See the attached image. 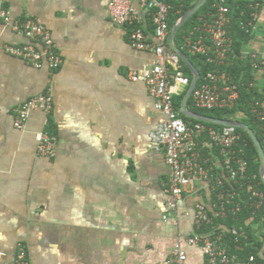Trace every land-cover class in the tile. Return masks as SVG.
Wrapping results in <instances>:
<instances>
[{
	"label": "crops",
	"instance_id": "crops-1",
	"mask_svg": "<svg viewBox=\"0 0 264 264\" xmlns=\"http://www.w3.org/2000/svg\"><path fill=\"white\" fill-rule=\"evenodd\" d=\"M256 1L242 52L264 58V0ZM109 2L0 0L13 21L39 20L63 61L36 69L7 54L29 40L0 18V264H15L19 244L29 264H170L177 240L196 231V206L212 211L206 182L181 200L168 193L171 169L151 139L160 115L143 81L154 54L131 47L130 28L111 22ZM141 16L153 40L148 12ZM180 61H168L179 94L191 86ZM254 78L263 95L264 69ZM41 94L53 97L49 124L36 111L17 130L16 109ZM45 129L58 139L54 158L37 154ZM183 248L186 264H208L199 248Z\"/></svg>",
	"mask_w": 264,
	"mask_h": 264
},
{
	"label": "built area",
	"instance_id": "built-area-1",
	"mask_svg": "<svg viewBox=\"0 0 264 264\" xmlns=\"http://www.w3.org/2000/svg\"><path fill=\"white\" fill-rule=\"evenodd\" d=\"M137 3V7L134 4ZM172 0H110L108 12L111 22L121 28H130L129 41L133 49L152 52L154 60L150 70L143 76L144 84L154 99V109L160 115L158 128L151 135L157 150H164L166 164L171 169L168 193L181 200L189 188L198 182H206L213 195L212 211L198 204L193 215L196 231L187 238H179L172 253L170 264H186L187 254L184 246L201 250L208 264H259L254 256L240 258L230 253L225 244L226 234L232 235L235 242L247 240L244 233L237 229L218 227L217 220L237 217L245 203L241 193L247 195L248 208L254 216L264 205V191L250 179L249 165L245 159L246 141L236 127H224L221 130L208 128L202 122L187 123L174 108V97L179 95L168 71V61L178 59L170 50L168 41L171 34L169 25L173 9ZM253 20L255 22L259 3L252 0ZM146 10L151 19L153 40L144 26L141 11ZM0 18L12 30L25 36L29 43L23 46H6V53L36 69L47 65L58 70L63 61L54 44L51 33L36 19L22 22L12 20L9 12L3 10ZM249 26L253 28L254 23ZM244 28L245 25H242ZM231 8L227 0H214L212 10L198 19V24L183 37V48L192 56L206 57L207 63L220 69L209 72L200 85L194 89L191 98L194 108L204 111L232 110L239 100V84L221 68L230 66V58L237 59L231 38ZM251 33V32H250ZM171 52L170 53H168ZM243 60H249L253 72L264 69V58L242 53ZM139 81L138 74L131 77ZM254 83L251 84L253 88ZM42 111L46 126L53 111V97L41 94L31 98L15 111L14 127L25 130L30 115ZM251 115L264 127L263 98L252 104ZM58 139L47 129L37 136V154L40 157L54 158ZM214 150L217 154H211ZM213 155L217 160H213ZM229 183V184H227ZM237 188V189H236ZM241 192V193H239ZM167 221V218H164ZM203 228H210L203 232ZM264 251V247L263 250ZM15 264H29L26 247L17 246Z\"/></svg>",
	"mask_w": 264,
	"mask_h": 264
},
{
	"label": "trees",
	"instance_id": "trees-1",
	"mask_svg": "<svg viewBox=\"0 0 264 264\" xmlns=\"http://www.w3.org/2000/svg\"><path fill=\"white\" fill-rule=\"evenodd\" d=\"M200 1L201 0H172L171 4L173 6V9L171 11L169 19L170 29L172 30L176 22L193 7H195ZM227 1L229 7L231 8V38L233 41V48L237 55V59L230 58V66L221 68V70L231 75L234 78V81L239 84V100L232 110L223 109L204 111L194 108L192 98L190 97L188 101V107L190 111L195 114L206 116L215 120L237 122L247 125L254 131L255 136L258 138L264 148V127L262 129V125L258 123L250 113L252 104L255 102V100L263 98V95L259 94L255 89L251 87V84L255 79L254 72L249 60L242 59L244 43L249 37L252 30V27L249 26V24L254 23L252 17L253 10L250 7L251 2L247 0ZM213 2L214 0H208L205 6L178 30L174 40L176 46L190 58L193 66L199 71L200 78L198 81V85L201 84L207 73L214 72L220 69L216 68L214 65L207 63L206 57L192 56L188 54L187 51L182 47L183 37L185 33L192 30V28L198 24V19L201 15L212 10ZM242 25H245V27L243 28ZM147 27L148 29H151L150 25H148ZM180 66L187 73L191 84L193 81V73L183 61H180ZM188 89L189 87L187 88V90L174 97V108L181 115L185 122L198 123L200 121L189 119L183 116L181 113V106ZM202 123L208 128H214L217 130H221L223 128L222 126L214 124L205 122ZM47 131L51 133L49 129ZM237 132L242 135L247 144L245 150V159L247 160L249 165L248 175L250 179L256 177V179L254 180L255 183L258 184V188L260 190L264 191V183L262 181L260 173L261 162L258 150L246 131L237 129ZM241 197L245 202L243 204L242 212L237 217L230 216L225 221L216 220L215 223L218 227L225 226L228 229L235 228L240 233H244L247 237V240L240 239L239 243H236L232 235L226 234L225 244L227 245L231 254L237 255L240 258H248L250 256H254L259 264H264V254L263 258H261V252L264 247V205L262 209L253 216L252 211L248 208L247 195L245 193H241ZM202 230L203 232H207L210 230V228H203Z\"/></svg>",
	"mask_w": 264,
	"mask_h": 264
},
{
	"label": "water",
	"instance_id": "water-1",
	"mask_svg": "<svg viewBox=\"0 0 264 264\" xmlns=\"http://www.w3.org/2000/svg\"><path fill=\"white\" fill-rule=\"evenodd\" d=\"M208 0H201L195 7H193L190 11H188L185 15H183L174 25V27L171 30V34H170V48L177 54V57L184 61L185 64L189 67V69L191 70V72L193 73V81L191 83V86L188 90V92L186 93L182 106H181V113L183 116L192 119V120H197L200 122H205V123H209V124H214V125H218V126H231V127H236L238 129H242L244 131H246L250 137V139L252 140L253 144L255 145V147L258 150L259 153V157H260V162H261V178L262 181L264 183V148L262 146V144L260 143V141L258 140V138L255 136L254 131L249 128L247 125L244 124H240L237 122H227V121H220V120H215L206 116H202L199 114H195L193 112H191L189 110L188 107V101L194 91V89L197 87L199 78H200V73L199 71L193 66L190 58L179 48H177L174 45V40H175V36L178 32V30L188 21L190 20L193 16H195L207 3ZM263 254L264 251L261 252V258H263Z\"/></svg>",
	"mask_w": 264,
	"mask_h": 264
}]
</instances>
